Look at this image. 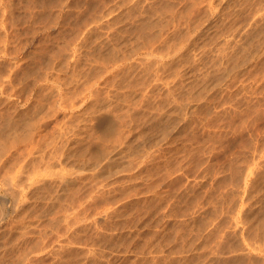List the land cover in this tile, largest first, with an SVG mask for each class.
I'll return each instance as SVG.
<instances>
[{
  "label": "rangeland",
  "instance_id": "374dc122",
  "mask_svg": "<svg viewBox=\"0 0 264 264\" xmlns=\"http://www.w3.org/2000/svg\"><path fill=\"white\" fill-rule=\"evenodd\" d=\"M0 178V264H264V0H0Z\"/></svg>",
  "mask_w": 264,
  "mask_h": 264
},
{
  "label": "bare ground",
  "instance_id": "6f19581e",
  "mask_svg": "<svg viewBox=\"0 0 264 264\" xmlns=\"http://www.w3.org/2000/svg\"><path fill=\"white\" fill-rule=\"evenodd\" d=\"M25 124V123H24ZM108 137V136H107ZM106 138V137H105ZM65 142V141H64ZM104 142V141H103ZM64 154H65V152H64ZM47 171H49V169H47ZM61 171H62V169H61ZM46 172V171H45ZM52 172V171H51ZM52 173H54V172H52ZM47 174V173H46ZM4 176V175H3ZM6 176V175H5ZM8 178V177H7ZM1 179V178H0ZM12 179V178H11ZM4 180H5V178H4ZM8 180V179H7ZM11 181H13V180H11ZM2 183V182H1ZM8 185V184H7ZM3 187V186H2ZM10 187V186H9ZM6 188V187H5ZM8 188V187H7ZM18 189H20V188H18ZM20 196H22V195H20ZM13 200V199H12ZM4 205V204H3ZM6 205V204H5Z\"/></svg>",
  "mask_w": 264,
  "mask_h": 264
}]
</instances>
